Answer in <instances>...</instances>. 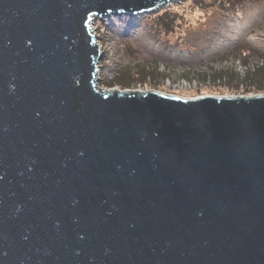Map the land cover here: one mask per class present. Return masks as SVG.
I'll use <instances>...</instances> for the list:
<instances>
[{"label": "water", "instance_id": "obj_1", "mask_svg": "<svg viewBox=\"0 0 264 264\" xmlns=\"http://www.w3.org/2000/svg\"><path fill=\"white\" fill-rule=\"evenodd\" d=\"M173 0H0V264H264V94L103 88L95 18Z\"/></svg>", "mask_w": 264, "mask_h": 264}, {"label": "rangeland", "instance_id": "obj_2", "mask_svg": "<svg viewBox=\"0 0 264 264\" xmlns=\"http://www.w3.org/2000/svg\"><path fill=\"white\" fill-rule=\"evenodd\" d=\"M226 3L173 0L142 15L95 18L92 34L107 62L98 84L183 98L264 94V0Z\"/></svg>", "mask_w": 264, "mask_h": 264}, {"label": "trees", "instance_id": "obj_3", "mask_svg": "<svg viewBox=\"0 0 264 264\" xmlns=\"http://www.w3.org/2000/svg\"><path fill=\"white\" fill-rule=\"evenodd\" d=\"M213 1H217V0H213ZM220 1L222 2L223 0H219V3H220ZM248 1V0H247ZM228 6L229 5H235L236 4V6L237 7H243L245 4H246V0H228V3H226ZM167 13V11H165L163 14H160V17L159 18H157V20H161L160 18H163L164 17V15ZM140 15H142V14H140ZM133 16V15H132ZM140 17V26L141 25H144L143 24V18L141 17V16H139ZM158 17V16H157ZM173 18V17H172ZM142 19V20H141ZM165 20V19H164ZM166 21V23H167V20H165ZM166 23H163V24H166ZM104 25H107V24H104ZM162 25V24H161ZM168 26H170L169 24H168ZM167 27V26H166ZM112 29H114L113 27H111ZM124 33L125 34H129L130 32L128 31V30H124ZM115 36H116V34H114ZM102 52H105V50H104V47H102ZM247 56V55H246ZM244 57H245V55H244ZM163 60H165V59H163ZM106 64H107V62L106 61H101L100 62V67H104V66H106ZM100 73H102V70L100 71ZM111 81L113 80V79H110ZM106 87H109V88H113V87H115V86H106Z\"/></svg>", "mask_w": 264, "mask_h": 264}, {"label": "bare ground", "instance_id": "obj_4", "mask_svg": "<svg viewBox=\"0 0 264 264\" xmlns=\"http://www.w3.org/2000/svg\"><path fill=\"white\" fill-rule=\"evenodd\" d=\"M92 27H90V29H91ZM91 32L92 33H94L93 31H92V29H91ZM114 88V87H113ZM120 88H115L114 90H119ZM121 90V89H120ZM136 90H138V91H142V90H139V89H135V90H129V91H136ZM142 92H144V91H142ZM231 96V95H230Z\"/></svg>", "mask_w": 264, "mask_h": 264}]
</instances>
